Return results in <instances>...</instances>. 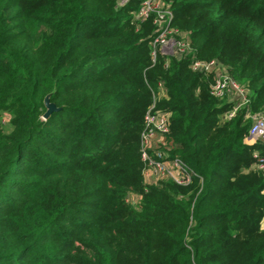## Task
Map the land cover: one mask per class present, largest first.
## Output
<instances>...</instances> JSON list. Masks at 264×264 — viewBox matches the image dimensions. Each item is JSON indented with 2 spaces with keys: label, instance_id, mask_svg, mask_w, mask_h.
I'll return each instance as SVG.
<instances>
[{
  "label": "trees",
  "instance_id": "obj_1",
  "mask_svg": "<svg viewBox=\"0 0 264 264\" xmlns=\"http://www.w3.org/2000/svg\"><path fill=\"white\" fill-rule=\"evenodd\" d=\"M143 1L0 0V264H264V144L247 142L248 115L264 116V0H158L187 33L179 57L152 45ZM193 59L246 101L211 94ZM152 105L188 183L145 181Z\"/></svg>",
  "mask_w": 264,
  "mask_h": 264
},
{
  "label": "built area",
  "instance_id": "obj_2",
  "mask_svg": "<svg viewBox=\"0 0 264 264\" xmlns=\"http://www.w3.org/2000/svg\"><path fill=\"white\" fill-rule=\"evenodd\" d=\"M125 3L124 1L122 4L119 3L118 5H124ZM150 14H154V24L156 25V35L151 42L152 45H158L159 50L162 52V48V53L166 55L179 57L182 54H187L190 50L187 33L178 31V29L170 25L172 19L170 8L158 0H144L135 17L144 19ZM171 34L173 36V45L175 46L173 48L168 46V39ZM181 38H184V40H181ZM190 67L192 70L204 73L214 72L216 77L211 87V94L214 96L222 98L225 95L231 97L234 95L239 97L242 101L245 100V91L215 60L206 61L193 59ZM164 93L162 85L158 84L156 96H163ZM233 114L234 110L229 112L226 117L229 118ZM168 117L169 115L166 112L155 109L154 105H152L146 113L145 128L141 135V158L145 163V169L143 171L144 178L146 181V177L150 175L156 177L155 179L157 181L160 179H171L178 184H185L190 181L191 177L195 175V172L187 167L179 158L167 159L165 153L159 149V145H152L153 138L159 136V139L162 140L168 133ZM251 119L253 120V124L251 125L247 142L251 143L258 141L264 144V116L261 113H253L251 114ZM258 162L256 168L264 170V157L259 158ZM133 197H136V200L138 198L137 195H128L130 201L133 200Z\"/></svg>",
  "mask_w": 264,
  "mask_h": 264
},
{
  "label": "rangeland",
  "instance_id": "obj_3",
  "mask_svg": "<svg viewBox=\"0 0 264 264\" xmlns=\"http://www.w3.org/2000/svg\"><path fill=\"white\" fill-rule=\"evenodd\" d=\"M117 1V4H122L124 1L125 2H127V0H116ZM118 1H119V3H118ZM136 15V14H135ZM173 36H172V34H171V36H169V43H168V46L170 47V48H173V47H175L173 44V41H172V38ZM181 40H184V38H181ZM161 50H162V52H163V49L161 48ZM165 50V49H164ZM220 66H222V65H220ZM223 67V66H222ZM223 69H224V71L226 72V70H225V68L223 67ZM249 117H250V124L252 125L253 124V120L251 119V115H248ZM251 128V127H250ZM158 142V143H157ZM160 143H164V139H162V140H160L159 139V136L158 137H155V138H153L152 139V145H159ZM251 143H254V142H251ZM255 168H256V165L254 166ZM156 177H152V176H147L146 177V181H147V183H154V182H157V180L155 179ZM129 201H130V199H128ZM132 203H136V197H133V200L131 201Z\"/></svg>",
  "mask_w": 264,
  "mask_h": 264
},
{
  "label": "water",
  "instance_id": "obj_4",
  "mask_svg": "<svg viewBox=\"0 0 264 264\" xmlns=\"http://www.w3.org/2000/svg\"><path fill=\"white\" fill-rule=\"evenodd\" d=\"M44 105H45V112L43 113L42 117L44 119H46L47 117H49V115L53 112L57 110V107L55 106V104L53 102L50 101L49 99V94L45 95L44 97Z\"/></svg>",
  "mask_w": 264,
  "mask_h": 264
}]
</instances>
